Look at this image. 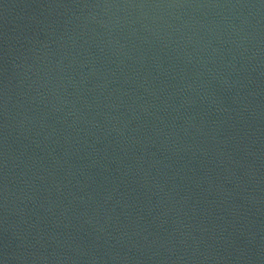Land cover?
<instances>
[{"label": "water", "instance_id": "1", "mask_svg": "<svg viewBox=\"0 0 264 264\" xmlns=\"http://www.w3.org/2000/svg\"><path fill=\"white\" fill-rule=\"evenodd\" d=\"M0 264H264V0H0Z\"/></svg>", "mask_w": 264, "mask_h": 264}]
</instances>
